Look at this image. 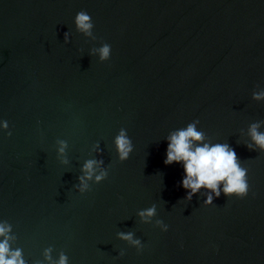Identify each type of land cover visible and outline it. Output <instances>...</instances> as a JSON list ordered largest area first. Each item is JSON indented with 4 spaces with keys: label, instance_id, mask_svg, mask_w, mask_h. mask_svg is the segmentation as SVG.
I'll use <instances>...</instances> for the list:
<instances>
[{
    "label": "water",
    "instance_id": "obj_1",
    "mask_svg": "<svg viewBox=\"0 0 264 264\" xmlns=\"http://www.w3.org/2000/svg\"><path fill=\"white\" fill-rule=\"evenodd\" d=\"M81 10L92 36L75 27ZM260 93L264 0H0V243L24 264L61 253L67 264H264V150L250 134L264 133ZM189 124L203 134L193 151H235L245 197L225 182L219 196L192 193L184 161L164 163Z\"/></svg>",
    "mask_w": 264,
    "mask_h": 264
},
{
    "label": "clouds",
    "instance_id": "obj_2",
    "mask_svg": "<svg viewBox=\"0 0 264 264\" xmlns=\"http://www.w3.org/2000/svg\"><path fill=\"white\" fill-rule=\"evenodd\" d=\"M74 24L79 32H83L87 36H92V29L94 27L93 21L86 11L81 10L78 12L74 19ZM68 33H65V43H68ZM101 60H109L111 46L109 44L103 45L100 49ZM264 97V93L254 94V99H261ZM198 122V121H197ZM258 124H253L250 128V134L254 142L264 150V133L257 131ZM4 127H7L5 123ZM11 136V132L8 133ZM203 139V134L197 132L194 124H189L186 130H181L178 133L173 134L170 137V143L168 145L167 159L164 163L171 164L173 162L184 161V170L186 178L183 180L184 188H191L192 193L198 191L201 187H206L216 196L220 195L218 186L220 182H225L223 192L226 196L235 195L238 198H243L248 194V183L246 179L247 170L240 167L237 163V157L234 150H229L226 144H216L209 147L205 144L203 147H196L193 151L191 149L190 141H200ZM63 144V142H61ZM116 147L119 151L120 161H126L130 153L133 151V145L131 139L125 135V132L121 130L120 135L115 139ZM250 147V146H249ZM59 151L63 153L64 147L62 146ZM67 161H65L66 163ZM97 164L95 160H89L85 163L83 171L84 176L80 177L81 188L80 191L84 192L88 188L86 180H90L94 174V165ZM107 172L101 171L99 175H96V181L100 182L105 179ZM192 193L189 194V199ZM213 202L212 196H209L205 201L206 204L211 205ZM142 217H151L155 214V205L139 213ZM160 223V221H158ZM168 228H165L167 231ZM5 229L0 228V235H4ZM122 240H127L134 245H139V240H133L132 233H119ZM51 249L46 250L45 258L51 261L49 255ZM124 253L121 251L120 255ZM10 256V258H9ZM68 257L64 254H60L59 261L54 264H67ZM0 264H24V260L21 258V252L17 249L15 252L9 254V247L7 239L0 243Z\"/></svg>",
    "mask_w": 264,
    "mask_h": 264
}]
</instances>
